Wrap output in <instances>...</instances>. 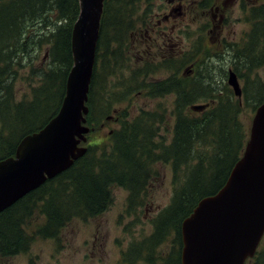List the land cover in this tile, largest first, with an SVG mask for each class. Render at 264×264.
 <instances>
[{
	"label": "trees",
	"instance_id": "16d2710c",
	"mask_svg": "<svg viewBox=\"0 0 264 264\" xmlns=\"http://www.w3.org/2000/svg\"><path fill=\"white\" fill-rule=\"evenodd\" d=\"M140 1L105 0L97 46L99 56L101 47L107 49L114 43L112 51H116L118 44L130 40ZM79 13V0H0V121L3 123L0 160L14 155L23 136L40 130L58 113L73 66L71 38ZM254 13L255 28L251 34L253 40L246 46L248 52L257 41L255 38L264 36V4ZM36 22H43L49 33H31L30 28H34ZM45 45H48L47 66L40 71L33 99L15 101L12 80L17 78L23 62L31 59L33 49ZM199 51L196 47V54ZM250 56V61L256 60L253 65L264 64V58ZM102 61L106 68V60ZM202 79L199 74L195 78L174 74L151 85L155 96L175 95L174 138L161 156L152 153L156 145L152 141L154 118L150 117L158 116L162 120L163 115L156 112L150 113L151 116L141 115L129 124L133 131L118 135L124 132L122 130L114 135L111 151L99 150L95 143L89 144L85 155L69 169L1 212L0 257L29 249L33 235L24 225L36 213L45 217L46 224L39 231L45 236H55L73 215L86 218L103 213L113 201L114 185H124L132 191L142 187L149 176L150 161L173 159L177 170L192 161L194 152L200 155L197 156L199 162L185 174L184 183L176 189L172 204L165 210L164 214L175 221L190 215L202 198L218 192L243 154L250 127H246L241 117L243 105L234 91L225 86L221 94L206 93L209 88L201 84ZM262 92L257 91L253 96L256 106L264 102ZM199 98L211 102L201 111L193 110L191 106ZM87 104L91 111L90 91ZM6 124L11 132H6ZM207 148L211 153H205ZM56 198L64 206L56 205ZM177 225L181 228V221ZM256 263L264 264V243L255 260L246 262Z\"/></svg>",
	"mask_w": 264,
	"mask_h": 264
},
{
	"label": "rangeland",
	"instance_id": "374dc122",
	"mask_svg": "<svg viewBox=\"0 0 264 264\" xmlns=\"http://www.w3.org/2000/svg\"><path fill=\"white\" fill-rule=\"evenodd\" d=\"M182 1L184 10L171 15L166 0H141L130 40L118 44L116 51H112L114 43L107 49L101 47V61L96 63L93 98L91 91L90 122L87 123L92 131L86 145L95 143L99 150L111 151L115 134L124 130L118 134L123 136L133 131L129 125L132 121L141 115L151 116L150 113L156 112L163 118L150 117L154 118L152 127L155 135L152 141L156 145L152 153L161 156L162 150L174 138L172 109L175 95L155 96L150 85L174 74L193 78L199 74L203 78L201 84L209 88L206 93L218 95L225 86L232 89L228 84V75L233 69L243 86L241 117L246 127L251 126L258 107L253 96L257 91H263L261 94L264 95V64L253 65L256 60L250 61L249 56L264 58V36H257V41L248 52L246 38L253 29H250L249 16L238 0H222L221 6L211 12L203 10L202 0ZM166 14L170 15L164 19ZM214 14L217 16L214 17ZM150 23L154 32L146 29ZM33 26L31 33H49L43 22H36ZM222 40L236 46L225 49L220 44ZM196 47L200 48L198 54ZM47 48L48 45L33 49L31 59L19 67L17 78L12 80L15 101L33 99L40 71L47 66ZM142 49L146 52H140ZM102 60H106V68ZM207 102L211 101L199 98L194 104L208 106ZM6 132H11L7 124ZM207 150L201 152L211 153L209 148ZM198 155L194 152L192 161L177 170L173 159L150 161L147 169L149 176L140 189L132 191L127 186L114 185L113 201L103 213L86 218L73 215L55 236L40 234L46 220L36 213L24 225L33 235L28 251L11 258H0V264H115L121 247L129 253L131 248L137 247L138 250L139 244L142 246L136 264H161V258L170 261L175 255L178 236L170 232L172 227L168 226L165 227L169 230L166 239H160L159 227L161 223L174 220L164 214L165 210L172 204L176 189L184 183L185 174L199 162ZM54 202L64 206L59 198ZM183 219L174 220L173 225L177 228V223H182Z\"/></svg>",
	"mask_w": 264,
	"mask_h": 264
},
{
	"label": "water",
	"instance_id": "95a60500",
	"mask_svg": "<svg viewBox=\"0 0 264 264\" xmlns=\"http://www.w3.org/2000/svg\"><path fill=\"white\" fill-rule=\"evenodd\" d=\"M73 25V66L58 113L26 134L14 155L0 160V213L69 169L87 152L90 84L94 73L105 0H79ZM228 83L242 97L236 72ZM205 104H194L200 111ZM183 264H245L264 236V103L255 112L242 157L224 186L202 198L183 219Z\"/></svg>",
	"mask_w": 264,
	"mask_h": 264
},
{
	"label": "flooded vegetation",
	"instance_id": "af4514ba",
	"mask_svg": "<svg viewBox=\"0 0 264 264\" xmlns=\"http://www.w3.org/2000/svg\"><path fill=\"white\" fill-rule=\"evenodd\" d=\"M168 5H170V14L173 15L174 12H179L181 13L183 10H184V4H183V1L182 0H166ZM222 0H202L200 1L202 7H203V10H209V12L211 11H214L216 9H218V7L221 6L220 2ZM240 1V6L243 7V11L245 12L246 15L249 16V25H250V29L254 30L255 28V25H254V16L256 13H254V10L258 9L261 5L264 4V0L263 1H260V0H238ZM226 2V0H225ZM247 5V6H246ZM170 14H166L163 18L166 19L168 18V16ZM217 14H214V17H216ZM222 14H221V18H222ZM251 17V18H250ZM145 23V21H144ZM147 30H150L151 32H154V26L150 23L148 25V27L146 28ZM252 30V31H253ZM252 31H249L248 34H247V38H246V43H245V47L247 46V44L250 42V40L252 39ZM220 44L225 48H234L236 46L235 43H230V42H227V41H221ZM244 47V48H245ZM140 52H146V50L142 49ZM158 54V52L156 53V55ZM99 61H101L100 59V56H99V51L97 49V54H96V62H95V66H94V73H93V77H92V82H91V86H90V92L92 91V98H93V93L95 92V70H96V63ZM188 72V71H187ZM240 81V80H239ZM155 83V82H154ZM153 84V83H152ZM151 84V85H152ZM240 84H241V81H240ZM150 85V86H151ZM152 87V86H151ZM242 87V90H243V86L241 85ZM171 221V220H170ZM172 227L170 230L173 231L174 233L177 234L178 236V242L177 244L174 246V252H175V255L173 257L170 258V261H166L165 258H161V264H183L182 262V251H183V235H182V229L179 228V226H177V228L173 225V222H165V223H161L160 224V227H159V231H158V236L159 238L161 239L162 237L164 239H166V233L169 231V230H166L165 227ZM181 227V226H180ZM154 242V240L150 243V245ZM141 244H139L138 246V250H137V247L135 248H131L129 250V253L126 251L125 248H122L121 247V251H120V254L118 255L117 259L115 260V264H136L137 262V255H138V251H140L141 249ZM28 250L26 251H18L12 255H8V256H1L0 258H4V257H8V258H11L13 256H16V255H19V254H22V253H26ZM255 260V256L251 259V261L253 262ZM1 263V261H0ZM156 264V262H155Z\"/></svg>",
	"mask_w": 264,
	"mask_h": 264
}]
</instances>
